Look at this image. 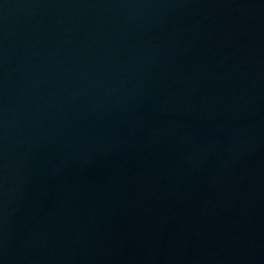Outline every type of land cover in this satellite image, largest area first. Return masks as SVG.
I'll list each match as a JSON object with an SVG mask.
<instances>
[{
	"label": "water",
	"instance_id": "obj_1",
	"mask_svg": "<svg viewBox=\"0 0 264 264\" xmlns=\"http://www.w3.org/2000/svg\"><path fill=\"white\" fill-rule=\"evenodd\" d=\"M0 264H264V0H0Z\"/></svg>",
	"mask_w": 264,
	"mask_h": 264
}]
</instances>
